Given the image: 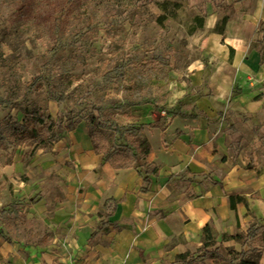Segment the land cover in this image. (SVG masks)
Instances as JSON below:
<instances>
[{
    "label": "rangeland",
    "instance_id": "rangeland-1",
    "mask_svg": "<svg viewBox=\"0 0 264 264\" xmlns=\"http://www.w3.org/2000/svg\"><path fill=\"white\" fill-rule=\"evenodd\" d=\"M213 35L264 58V0H0V164L24 162L51 190L58 153L11 135L34 109L61 126L56 140L81 123L107 147L133 150L138 126L171 123L219 127L222 161L252 155V138L210 113Z\"/></svg>",
    "mask_w": 264,
    "mask_h": 264
},
{
    "label": "crops",
    "instance_id": "crops-1",
    "mask_svg": "<svg viewBox=\"0 0 264 264\" xmlns=\"http://www.w3.org/2000/svg\"><path fill=\"white\" fill-rule=\"evenodd\" d=\"M211 38L210 113L252 138V155L237 164L222 161L227 149L219 127L145 126L148 160L160 167L146 181L133 167L104 162L79 123L51 145L59 164L51 190L46 176L33 179L24 162L0 164V264H171L176 255L197 251L206 224L219 238L245 230L251 215L264 224V156L257 154L264 151V58L228 42L229 60L230 50ZM181 176L186 184L179 188ZM229 195L246 204L234 212ZM39 225L44 232L32 228ZM218 241L223 254L227 246L241 251L234 240Z\"/></svg>",
    "mask_w": 264,
    "mask_h": 264
},
{
    "label": "trees",
    "instance_id": "trees-1",
    "mask_svg": "<svg viewBox=\"0 0 264 264\" xmlns=\"http://www.w3.org/2000/svg\"><path fill=\"white\" fill-rule=\"evenodd\" d=\"M233 48H230V56L233 55ZM11 135L15 137L18 144L46 148L51 146L60 134L61 126L51 117L39 109L26 111L21 123L11 125ZM136 138L132 139L136 147L132 150L126 145L123 148L105 145L106 140L100 133H90L92 139L93 152L101 154L104 162L115 168L133 167L139 173L144 167L143 180L150 175L157 174L160 170L159 165L149 162L151 147L146 137L143 135V126H138L135 130ZM137 162L138 165L133 163ZM147 181V180H146ZM243 202L245 198L238 195L228 196V205L236 212L237 204ZM237 227L240 228L239 220L236 216ZM245 230L234 234H221L220 243L227 240H234L242 245L241 251H237L231 246L223 247V252L217 246L219 235L215 233L210 224H206L201 230V245L196 252L185 251L176 255L175 261L171 264H202V259L207 258L211 261L226 262L227 264H260L259 259L264 253V224L251 215L250 221Z\"/></svg>",
    "mask_w": 264,
    "mask_h": 264
}]
</instances>
